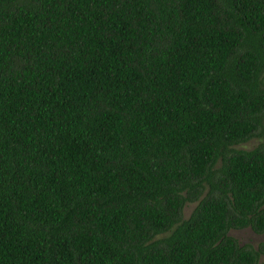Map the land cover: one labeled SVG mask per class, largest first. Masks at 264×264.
Segmentation results:
<instances>
[{"label": "trees", "instance_id": "obj_1", "mask_svg": "<svg viewBox=\"0 0 264 264\" xmlns=\"http://www.w3.org/2000/svg\"><path fill=\"white\" fill-rule=\"evenodd\" d=\"M263 136L264 0H0V264H258Z\"/></svg>", "mask_w": 264, "mask_h": 264}, {"label": "rangeland", "instance_id": "obj_2", "mask_svg": "<svg viewBox=\"0 0 264 264\" xmlns=\"http://www.w3.org/2000/svg\"><path fill=\"white\" fill-rule=\"evenodd\" d=\"M263 141H264V136L263 137H253L249 139L248 141L240 144L238 148H241L244 150H250ZM195 204L196 202L186 203V205L183 208L184 218L188 217V215L193 210ZM229 234L235 237L240 244L251 245L254 248H256L259 245V243L264 242V232L256 233V232H253L250 228L231 229L229 231ZM258 264H264V254L260 255Z\"/></svg>", "mask_w": 264, "mask_h": 264}]
</instances>
